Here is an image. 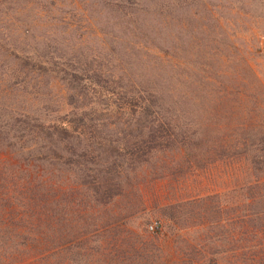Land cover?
Masks as SVG:
<instances>
[{
	"label": "rangeland",
	"instance_id": "374dc122",
	"mask_svg": "<svg viewBox=\"0 0 264 264\" xmlns=\"http://www.w3.org/2000/svg\"><path fill=\"white\" fill-rule=\"evenodd\" d=\"M261 141L264 0H0V169L41 180L0 196V229L24 217L40 248L25 264H225L264 245L244 188L262 173L240 157Z\"/></svg>",
	"mask_w": 264,
	"mask_h": 264
},
{
	"label": "trees",
	"instance_id": "16d2710c",
	"mask_svg": "<svg viewBox=\"0 0 264 264\" xmlns=\"http://www.w3.org/2000/svg\"><path fill=\"white\" fill-rule=\"evenodd\" d=\"M51 136L52 134L50 133L45 134L46 138L51 139ZM259 139L260 138L255 139L253 145H255V142H259ZM240 157L243 161H248L250 159V162L248 164H242L241 167L245 171L244 174L247 173L246 176H249L252 173L256 175H258V173H262L260 178H255L250 184L244 185V188L248 187L247 190L249 191V193H251L252 196V199L247 200L250 203H247V206H245L246 210L248 209V211L252 212H249V215L247 214V216L245 214V217L249 219L247 220L248 226L255 235H264V203L261 202L260 198V194L264 193V182H261L264 181V150L256 149L251 152L245 151L242 152ZM10 171L0 169V196H2L1 194L3 192L7 190L9 191L10 189L13 190V194L18 193L19 191L22 192L20 194L21 196L25 195V192L34 197L41 194V180L39 179L38 175H36L33 180H30L26 183L25 189V184H22V186H20L18 183L19 181L22 183L25 181L24 179L23 181H21V174H24L26 172V177L28 178L29 176H31L30 171L25 170L22 166H20V169L18 171H20L19 175L21 176L17 179L13 176L15 172ZM9 176H11L12 178H10ZM7 184H9V186L6 187L7 189H4L3 187ZM80 186L85 187V185L83 184H80ZM69 188L70 190L72 189L71 186ZM117 195L118 194L117 192H115V190L111 191L108 189H104L98 197V203L101 206H105ZM243 195L244 192L241 194V197H243ZM8 220L12 221V223H19L20 225L18 226L17 224H15L17 227H5L4 229H0V264H25V259L30 257L33 253L39 252L40 248H38L37 245H34L36 243H29V245H25L24 217H15L12 219V216H10ZM22 229H24V231ZM230 253H233L235 256L233 260H229L228 263L225 264H264V245H254L245 249L232 248L230 249ZM215 254L216 253H214V255ZM221 261L222 258H219L218 254L217 259L212 260L211 264H222Z\"/></svg>",
	"mask_w": 264,
	"mask_h": 264
},
{
	"label": "built area",
	"instance_id": "2783aa9c",
	"mask_svg": "<svg viewBox=\"0 0 264 264\" xmlns=\"http://www.w3.org/2000/svg\"><path fill=\"white\" fill-rule=\"evenodd\" d=\"M158 230V225L157 224H150L147 226V231L149 233H155Z\"/></svg>",
	"mask_w": 264,
	"mask_h": 264
}]
</instances>
